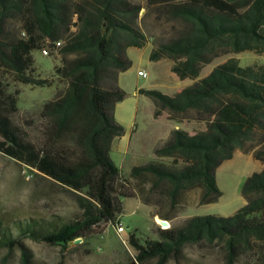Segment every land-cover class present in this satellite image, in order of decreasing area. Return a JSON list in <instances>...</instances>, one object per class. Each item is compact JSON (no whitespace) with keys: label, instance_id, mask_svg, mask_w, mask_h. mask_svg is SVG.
Segmentation results:
<instances>
[{"label":"trees","instance_id":"1","mask_svg":"<svg viewBox=\"0 0 264 264\" xmlns=\"http://www.w3.org/2000/svg\"><path fill=\"white\" fill-rule=\"evenodd\" d=\"M143 9L133 0H0L1 68L23 84L44 87L49 82L34 75V53L46 40L62 42L56 49L61 64L54 73L67 84L64 97L44 104L32 123L40 137L25 140L3 115L8 100L0 90L4 152L88 199L80 216L60 226L35 218L11 226L0 222V248H20L25 264L24 237L63 247L85 240L95 229L116 224L125 199H136L152 209L154 218L170 221L190 192H199V207L219 201L217 169L236 151L251 153L264 165V63L242 67L231 58L201 77L203 68L220 56H264V0H147L144 18L156 15L162 30L154 37L151 62L169 60L180 80L195 82L174 95L155 89L139 94L152 101L155 117L167 113L207 127L194 135L174 129L155 149L157 157L173 159L174 167L157 162L133 167L132 179L151 176L153 181L151 197L132 192L110 152L125 134L115 112L128 97L119 85L120 75L132 67L127 51L149 44L138 22ZM242 196L245 205L230 217H190L158 229L159 240L144 243L132 233L135 262L168 264L187 245L219 244L227 264L250 252L256 253L257 264H264V169L247 178Z\"/></svg>","mask_w":264,"mask_h":264},{"label":"rangeland","instance_id":"2","mask_svg":"<svg viewBox=\"0 0 264 264\" xmlns=\"http://www.w3.org/2000/svg\"><path fill=\"white\" fill-rule=\"evenodd\" d=\"M133 1L144 8L138 22L140 28L148 36L149 44L142 49L131 48L127 51L133 65L124 76L127 86L123 85L126 87L125 92L129 94L119 105L116 116L117 121L125 128V134L116 139L110 152V158L121 170L122 177L129 180V187L132 188L133 193L146 194L151 197L149 192L153 178L147 176L145 179L134 180L131 178L132 168L151 162L174 167L173 159L157 157L155 149L165 143L175 127L194 135L206 130L207 126L205 122H198L192 118L180 120L167 113H164L162 117H155V107L152 101L145 96L138 98L134 96L133 91L136 87L151 88L172 95L180 90L182 83L172 72L173 63L171 61L151 62L153 40L155 36H160L161 25L154 14H149L144 18L147 0ZM21 37H24L23 34ZM45 47L44 45L40 51L34 53V75L39 80L49 82L44 87L23 84L17 80L15 74L7 72L0 66V90L3 99L8 100L5 105L8 111L3 115L10 118L13 128L24 140L30 137L31 139L40 137L32 128V123L38 120L43 105L60 99L67 88V84L60 81L54 73V67L61 64L59 52L50 46L49 56H44ZM231 58L239 59L242 67L264 63L263 56L254 52L229 53L206 65L201 77L208 75L216 66ZM140 71L146 73L147 77H140ZM188 82L193 84L195 81L188 80ZM9 100L14 103V107ZM136 107L139 108V112L135 117ZM130 122L137 124L136 131L127 126ZM3 148H7L6 141L0 135L1 223L11 226L14 222L35 218L48 219L60 226L84 212L88 200L84 193L72 191L42 176L21 161L6 155ZM263 169L264 165L256 161L251 153L236 151L231 160L224 162L217 169V185L222 192L219 201L199 207L197 205L199 192H190L186 195L187 204L178 207L174 218L168 222L173 227L194 216H232L245 205L242 190L247 178ZM123 204L124 213L118 218L126 228L122 236L117 233L115 225L107 224L95 229L79 245L51 246L31 237H24L21 241L28 249V264H138L134 260L135 250L129 244L130 235L134 233L142 243L149 238L159 240L155 232L162 228L156 223L149 206L136 199H125ZM162 207L165 211L169 210L166 203ZM257 259L256 253L250 252L242 256L235 264H257ZM0 264H25L21 249L0 248ZM168 264L227 263L219 244L213 246L203 244L187 245L181 255L172 258Z\"/></svg>","mask_w":264,"mask_h":264},{"label":"crops","instance_id":"3","mask_svg":"<svg viewBox=\"0 0 264 264\" xmlns=\"http://www.w3.org/2000/svg\"><path fill=\"white\" fill-rule=\"evenodd\" d=\"M130 49H131V48H130ZM130 49H128V51H129ZM159 62H161V61H159ZM159 62H154V63H159ZM132 65H133V63H132ZM127 73H128V71L122 73V74L120 75V78H119V85H120V87H121L124 91H126V87H125V85L127 86V81H126V79L124 78V76H125ZM176 77H177V76H176ZM177 78H178V77H177ZM178 79H179V78H178ZM181 83H182V86L180 87V90L177 91V92H175L174 94L180 92V91H181L182 89H184L185 87L191 85V84L188 82V80H181ZM123 84H125V85H123ZM142 89L150 90L151 88L136 87V88L134 89V91H133V94H134V96H135L136 98H138L139 96H143V95H140V94H139V91L142 90ZM66 91H67V88H65V90H64L63 95L61 96V98L64 97ZM128 92H129V91H128ZM128 94H129V93H128ZM174 94H172V95H174ZM123 102H124V101H123ZM121 103H122V102H121ZM121 103H118L117 106H116L115 116H117V111H118V109H119V105H120ZM138 112H139V108L136 107V108H135V117L137 116ZM161 117H162V116H161ZM127 126L131 127L133 131H136L135 128H136L137 124H135V123L133 124V122H130V123H128ZM175 129H179V127H175ZM115 141H116V140H115ZM115 141H114V143H115ZM155 220H156V219H155ZM156 223H157V221H156Z\"/></svg>","mask_w":264,"mask_h":264},{"label":"built area","instance_id":"4","mask_svg":"<svg viewBox=\"0 0 264 264\" xmlns=\"http://www.w3.org/2000/svg\"><path fill=\"white\" fill-rule=\"evenodd\" d=\"M23 36H25L24 33H23ZM61 45H62V42H51L50 40H46L45 41V46L46 47L43 49V55L44 56H49L48 48L50 46H54L55 49H58ZM263 60H264V56H263ZM139 76L146 78L147 74L142 72V71H140L139 72ZM158 225H159L160 228H171V225H170V223L168 221H167V226H162L160 223H158ZM115 226H116L117 233L122 236V234L125 232V229H126L124 224L122 222H120L119 220H117Z\"/></svg>","mask_w":264,"mask_h":264},{"label":"water","instance_id":"5","mask_svg":"<svg viewBox=\"0 0 264 264\" xmlns=\"http://www.w3.org/2000/svg\"><path fill=\"white\" fill-rule=\"evenodd\" d=\"M155 219H156L157 223H160L162 226H167V221L166 220H161L158 217H156ZM81 243H83V240L81 238H79V239L75 240L74 242H72L71 244L79 245Z\"/></svg>","mask_w":264,"mask_h":264}]
</instances>
